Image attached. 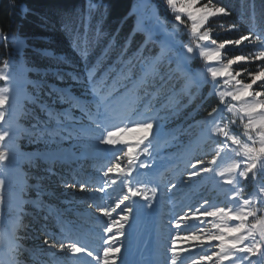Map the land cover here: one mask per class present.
<instances>
[{
	"label": "rangeland",
	"instance_id": "rangeland-1",
	"mask_svg": "<svg viewBox=\"0 0 264 264\" xmlns=\"http://www.w3.org/2000/svg\"><path fill=\"white\" fill-rule=\"evenodd\" d=\"M136 12L139 32L160 52L122 62L92 89L88 112L69 101L76 118L48 97L25 129L27 82L13 61L0 68V264H23L17 246L31 263L123 264L132 229L136 262L145 264L157 216L160 264H264V38L251 57L228 58L242 44H218L204 28L219 11L194 0H140ZM204 85L219 112L175 129L179 107ZM21 136L28 153L17 146ZM38 208L55 231L23 245L12 227ZM68 211L80 216L66 223Z\"/></svg>",
	"mask_w": 264,
	"mask_h": 264
},
{
	"label": "trees",
	"instance_id": "trees-1",
	"mask_svg": "<svg viewBox=\"0 0 264 264\" xmlns=\"http://www.w3.org/2000/svg\"><path fill=\"white\" fill-rule=\"evenodd\" d=\"M194 1L221 13L204 27L211 32L212 39L218 44H242L236 50L226 51L228 58H237L240 53L251 57L264 38V0ZM139 3L140 0H0V67L12 59L14 68L38 88V96L31 94V100L24 102L29 112V119L23 120L25 128H29L30 121L38 122L41 118L37 107L50 104L47 97L55 95L54 89L59 95L67 93L87 104L90 91L128 56L158 52L139 33ZM163 11L161 14L167 19ZM17 38L23 39L20 46H16ZM220 106L208 86L195 89L174 115L173 126L182 127L184 132L188 127L205 125ZM57 107L69 109L67 105ZM186 137L182 135L177 143H185ZM22 141L29 143L28 138H20L19 143ZM18 145L28 151L32 148ZM39 211L42 214L38 222L45 230H51L46 225L50 223L45 210ZM24 223L26 229L16 231L18 239L28 245L42 242L43 233L38 225L33 226L30 220ZM14 254L25 258L17 249ZM40 262L43 264L44 260Z\"/></svg>",
	"mask_w": 264,
	"mask_h": 264
},
{
	"label": "bare ground",
	"instance_id": "bare-ground-1",
	"mask_svg": "<svg viewBox=\"0 0 264 264\" xmlns=\"http://www.w3.org/2000/svg\"><path fill=\"white\" fill-rule=\"evenodd\" d=\"M159 209V208H158ZM160 219H162V218H158L156 221H155V237L156 238H158V237H160V231H161V222L159 221ZM171 220V218H169V219H167L166 221H170ZM159 238L158 239H155L154 240V245L156 244H159ZM153 245V246H154ZM140 246H138L135 242H134V240H132L131 239V241H130V243H129V247H128V252H127V255H131V256H133L134 257V255H135V250L137 249V248H139ZM156 247V246H155ZM151 251H152V254H153V256H151L152 257V260L153 261H156V259L158 258L157 256H156V254H155V249H153V248H151ZM132 263V262H131ZM131 263H129V264H131Z\"/></svg>",
	"mask_w": 264,
	"mask_h": 264
}]
</instances>
